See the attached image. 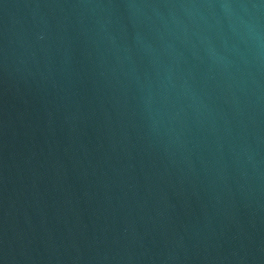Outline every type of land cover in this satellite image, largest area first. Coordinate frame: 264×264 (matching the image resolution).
<instances>
[{
	"label": "water",
	"instance_id": "water-1",
	"mask_svg": "<svg viewBox=\"0 0 264 264\" xmlns=\"http://www.w3.org/2000/svg\"><path fill=\"white\" fill-rule=\"evenodd\" d=\"M0 264H264V0H0Z\"/></svg>",
	"mask_w": 264,
	"mask_h": 264
}]
</instances>
